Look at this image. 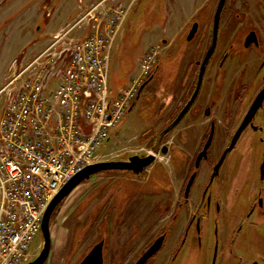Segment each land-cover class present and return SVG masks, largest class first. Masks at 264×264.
I'll use <instances>...</instances> for the list:
<instances>
[{
	"label": "flooded vegetation",
	"instance_id": "obj_1",
	"mask_svg": "<svg viewBox=\"0 0 264 264\" xmlns=\"http://www.w3.org/2000/svg\"><path fill=\"white\" fill-rule=\"evenodd\" d=\"M100 7L101 3L94 4L85 11H97ZM193 7L181 32L186 34L185 44L172 58L176 67L166 74L165 88L160 93L164 115L167 113L165 126L146 136L150 149L142 148L145 152L133 154L140 157L153 154V163L140 173L108 170L102 175L124 172L140 183L150 182L152 244L164 237L153 261L167 251L168 260L160 264H230L231 256L235 257L231 262L239 264H264V251L248 235L250 229L264 224V187L261 182L250 180L256 165L247 164L245 159L249 152L247 158L253 163L262 158L260 168L264 178V98L253 111L264 90V0H197L196 3L194 0ZM192 30L194 35L190 37ZM120 33L121 30L117 40ZM163 42L161 47L158 44L152 48L157 57L152 75L153 97L157 95L154 80L160 55L167 54L165 51L173 46L171 42ZM152 76L143 83L144 88ZM140 96L138 93L134 105ZM186 108L179 123L162 135ZM237 134L234 147L227 152ZM218 139L228 142L221 148L215 144ZM248 141L249 150L243 151ZM237 149L239 153L230 165L231 173L224 174L223 167ZM133 155L121 160L128 161ZM221 222L231 240L224 254L227 258L219 261ZM212 229L215 239L212 259L191 262L193 251L204 248L202 233L206 235ZM238 240L244 248L240 253L235 250ZM167 245L170 247L166 248ZM208 251L206 244L200 256Z\"/></svg>",
	"mask_w": 264,
	"mask_h": 264
},
{
	"label": "rangeland",
	"instance_id": "obj_2",
	"mask_svg": "<svg viewBox=\"0 0 264 264\" xmlns=\"http://www.w3.org/2000/svg\"><path fill=\"white\" fill-rule=\"evenodd\" d=\"M102 1L104 0H0V87L5 84V88L11 80L9 78L14 73L12 66L20 71L21 67L32 60L31 56L50 45L57 34L62 33V42L77 37V32H81L78 26L84 28L89 23V18L86 17L88 11H85V8L94 4L101 3L95 14L100 20L104 18L103 24L112 20L114 30H121L120 37L117 40V35L113 45L109 69V84L115 92L133 85V80L140 71V60L144 53L158 44L161 47L163 41L171 42L173 46L165 51L168 53L160 55V64L154 80L157 95L153 97L152 70V78L149 79L147 88L140 91V98L116 128L117 131L112 133V143L102 148L104 160L117 161L136 154L142 148L145 151L150 149L145 140L146 136L149 137L153 131L159 132L165 126L167 113L164 115L165 107L161 102L160 93L165 88L166 74L176 67V63L171 61L172 58L180 53L185 44L186 34L181 32L194 11V0ZM78 5L83 8L79 7V11L73 15ZM118 7L120 9L116 10ZM57 24L59 29L55 34L48 35L47 31L53 27L55 29ZM74 25L77 27L66 33ZM37 27H40L39 31ZM38 39L44 40L42 43L27 46L29 48L23 51L30 40L35 43ZM5 96L6 90L0 92L1 100H4ZM161 116L163 117L159 119ZM227 142L218 139L215 144L223 147ZM247 144L249 141L243 146V151L249 150ZM238 149L230 154L222 169L224 174L231 173L230 165L239 153ZM248 154L250 152L245 155L247 164L256 165L250 180L261 182L264 187L260 168L262 158L253 163L251 159L248 160ZM163 160H167V157ZM110 174L115 176L110 177ZM130 176L132 177L129 178L124 172L100 174L77 186L61 202L51 219L52 249L45 264H80L101 239L105 241V264H133L142 255L153 243V197L150 182L140 183L133 175ZM248 235L251 242L264 251V224L250 229ZM218 236L221 261L227 258L224 254L231 240L228 229L222 222ZM43 241L41 234L36 239L27 262L38 256ZM214 241V229L206 235L203 232L204 248L193 251L191 262L207 260V257L210 261ZM236 243L238 248L235 250L240 253L244 248L240 246L239 240ZM206 244L209 255L204 254L201 257L199 252L205 250ZM168 247L170 245L166 248ZM169 254L163 251L148 264L166 262ZM231 260L234 261L235 257H230V264H239Z\"/></svg>",
	"mask_w": 264,
	"mask_h": 264
},
{
	"label": "built area",
	"instance_id": "obj_3",
	"mask_svg": "<svg viewBox=\"0 0 264 264\" xmlns=\"http://www.w3.org/2000/svg\"><path fill=\"white\" fill-rule=\"evenodd\" d=\"M95 13L86 15L84 36L62 42L57 34L3 90L0 264L27 262L49 204L76 174L104 160L102 148L157 62L151 49L133 85L115 92L109 69L119 28Z\"/></svg>",
	"mask_w": 264,
	"mask_h": 264
},
{
	"label": "water",
	"instance_id": "obj_4",
	"mask_svg": "<svg viewBox=\"0 0 264 264\" xmlns=\"http://www.w3.org/2000/svg\"><path fill=\"white\" fill-rule=\"evenodd\" d=\"M219 17V13H218ZM194 35V31L192 30L190 37ZM264 98V90L260 94L259 99L255 102V105L253 107V111L258 107V105L262 102V99ZM188 108H186L173 122V124L165 129L162 132V135L167 133L169 130H171L174 126H176L182 116L184 115L185 111ZM245 123L241 126L239 133L242 131ZM237 136L234 138L232 144L227 148V152L231 151L232 148L234 147L236 141H237ZM110 139L107 140L106 145L109 144ZM208 145L206 146L205 149H207ZM165 151V150H164ZM201 159V158H199ZM154 157L153 154H148L145 157H140L138 155H133L130 157L128 161H105V162H99L95 163L92 165H88L85 167L82 171H80L78 174H76L59 192L58 194L53 198L51 203L49 204L44 217L42 221V226H41V232H42V237H43V245L40 253L38 256L26 263V264H45L46 261L48 260L51 249H52V235H51V219L52 216L57 209V207L67 198L72 191L79 186L81 183L84 181L90 180L91 177L97 173L100 172H105L108 170H132L134 173H140L143 171V169L150 164L153 163ZM164 242V237H160L157 239V241L152 244L147 251L138 259V261L135 264H146L152 257L155 255L160 248L162 247V244ZM104 246H105V241L101 240L97 244H95L92 249L88 252V254L81 260L80 264H105V258H104Z\"/></svg>",
	"mask_w": 264,
	"mask_h": 264
},
{
	"label": "crops",
	"instance_id": "obj_5",
	"mask_svg": "<svg viewBox=\"0 0 264 264\" xmlns=\"http://www.w3.org/2000/svg\"><path fill=\"white\" fill-rule=\"evenodd\" d=\"M79 7H81L80 5H78L77 6V10H74L73 12V15L75 14V13H77L79 10ZM77 25V24H76ZM59 24H57V27L55 28V29H50L49 31H47V33H48V35H53V34H55V32L59 29ZM77 26H72V29H75ZM78 28H80L81 29V32H77V37H74V38H79V37H82V35H84L86 32V26L83 28V27H80V26H78ZM39 29H40V27H37V30L39 31ZM44 39H38V41H36L35 43H33V41L32 40H30L27 44H26V46H25V48L23 49V51L26 49V48H29V47H27V46H31L32 44H39V43H42V41H43ZM39 42V43H38ZM50 43V42H49ZM46 48V47H45ZM44 48V49H45ZM44 49H42L41 51H37L35 54H33V56H31L32 58L34 57V56H36L37 54H39L40 52H42ZM165 50L167 49V47H165L164 48ZM31 53H33L32 52V50H31ZM145 54V53H144ZM142 59V58H141ZM13 68L11 69L14 73H13V75L9 78V79H13V77L15 76V74H17L19 71H17L16 69H15V67L14 66H12ZM22 68V67H21ZM9 77V76H8ZM7 78V77H6ZM6 80V79H5ZM10 80V81H11ZM9 81V82H10ZM54 83H56V80L54 79L52 82H51V85H53ZM6 85H7V83H6ZM5 86V84L4 85H1V87H0V92H4L3 91V87ZM143 89H144V86H143ZM142 89V90H143ZM146 90V89H145ZM144 90V91H145ZM6 98H4V100H1L0 99V101H1V104H2V107L0 108V118H1V116H2V113H3V110H4V108H5V105H6V99H7V95L5 96ZM113 141V140H112ZM112 141H111V143H112Z\"/></svg>",
	"mask_w": 264,
	"mask_h": 264
}]
</instances>
